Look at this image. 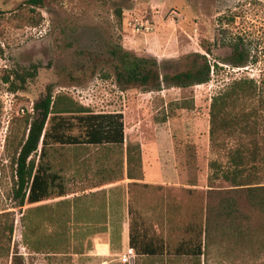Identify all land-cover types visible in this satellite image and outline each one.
<instances>
[{"label":"rangeland","instance_id":"rangeland-1","mask_svg":"<svg viewBox=\"0 0 264 264\" xmlns=\"http://www.w3.org/2000/svg\"><path fill=\"white\" fill-rule=\"evenodd\" d=\"M27 1L0 0V212L15 214L12 246L24 264H70L71 252L83 249L87 240L71 226L77 216L68 196L25 206L21 212L7 196L10 158L22 139L23 120L28 114L36 116L33 106L49 93L53 98L67 95L92 114L123 117V146L50 144L45 160L61 176L66 193L82 189L86 166L107 165V177L120 174L127 146L138 144L141 180L146 177L149 185L136 189V211L143 214L148 234L161 236L168 248L150 264H199L171 253L183 238L184 226L202 217L209 164L227 163L225 150L212 149L209 140L212 98L235 80L253 79L255 96L239 106L250 110L264 102V0H43L33 7L40 17L36 27L17 19ZM136 21L149 22L150 30L136 31ZM235 43H241L246 67L229 63ZM204 47L211 51L206 59L212 66L205 84L145 92L117 80L121 59H156L159 74L173 76L187 71L194 54H205ZM214 63L220 68L213 69ZM33 67L35 76L22 86L17 82L18 90L11 92L5 79ZM67 119L72 124L68 134L84 139V126L75 116ZM226 147L236 145L229 141ZM75 174L77 184L70 178ZM222 249L228 255L215 249L200 264H264V257L253 261L249 254L236 256L230 248Z\"/></svg>","mask_w":264,"mask_h":264},{"label":"trees","instance_id":"trees-1","mask_svg":"<svg viewBox=\"0 0 264 264\" xmlns=\"http://www.w3.org/2000/svg\"><path fill=\"white\" fill-rule=\"evenodd\" d=\"M42 3L43 0H28L19 10L17 19L25 25L38 26L37 18L40 17L33 7L41 6ZM240 49L241 43L233 45V55L229 62L232 67L248 65L249 61ZM204 51V55H193L194 64L187 71L173 76H161L156 59H136L130 63L121 59L123 68L116 77L119 83L142 87L145 92L161 91L162 86L189 88L205 84L210 81L212 66L206 59L210 49L204 47ZM219 68L218 63H214L213 69ZM35 73L34 67L32 71H14L5 79V83L9 84L10 91L14 93L18 90L17 82L22 86ZM256 87L253 79H239L233 81L225 92L212 98L209 140L212 149L225 150L223 155L227 163L221 165L214 161L209 164L212 171L208 177L204 205L200 208L202 217L196 216L184 226L183 238L173 248L172 255L189 257L200 264L202 259L207 262L215 249L228 255L226 249H222L227 247L236 256L249 254L253 261L264 257V102L250 110L239 106L240 101L245 104L248 98L255 96ZM33 112L36 113L35 117L28 114L24 118L22 139L10 158L11 189L7 196L20 212L25 206L66 195L60 176L51 172L45 160L50 144H124L121 113L92 114L67 95L53 98L49 93L33 106ZM67 116H75L77 122L84 126V139L68 134L72 124ZM229 141L236 147L227 148ZM126 163L128 178L134 179L131 165L135 163L138 170L135 179L140 180L141 151L138 144L127 146ZM29 212L30 209H27L22 214V222ZM23 227L26 228V224ZM14 229L15 214L12 211H1L0 261L24 264L23 256L12 246ZM129 231V246L136 254L161 257L168 253L163 238L149 235L144 219L138 212L135 214L131 210ZM25 238L27 240L24 234Z\"/></svg>","mask_w":264,"mask_h":264},{"label":"crops","instance_id":"crops-1","mask_svg":"<svg viewBox=\"0 0 264 264\" xmlns=\"http://www.w3.org/2000/svg\"><path fill=\"white\" fill-rule=\"evenodd\" d=\"M85 168L87 170H84L82 189L59 197L68 196L71 213L77 216L76 222L71 223V226H75L72 228L77 234L81 232L87 236L83 249L74 250L69 255L72 258L70 264H150L156 257L138 255L129 246L130 210L136 214V189L149 185L146 177L144 180L135 179L133 172L136 167H133L131 174L134 179L128 178L125 159L122 171L114 177L104 176L110 171L107 165L95 167L92 164ZM77 172L79 173V170ZM77 177L79 175L71 176V182L74 180L77 184ZM132 198L134 210L131 209ZM130 249L132 263L123 259ZM40 264L57 263L44 261Z\"/></svg>","mask_w":264,"mask_h":264},{"label":"built area","instance_id":"built-area-1","mask_svg":"<svg viewBox=\"0 0 264 264\" xmlns=\"http://www.w3.org/2000/svg\"><path fill=\"white\" fill-rule=\"evenodd\" d=\"M150 28H151V26H150L149 22L146 21V22H143V23L142 22L138 23L136 21V31H138V32L139 31H143V30L149 31ZM131 254H132V250L130 249L128 251V253L125 256H123V259H125V261H127L129 263H132V258L130 257Z\"/></svg>","mask_w":264,"mask_h":264}]
</instances>
